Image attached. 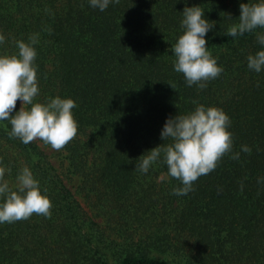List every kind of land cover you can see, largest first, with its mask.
<instances>
[{
  "label": "trees",
  "instance_id": "16d2710c",
  "mask_svg": "<svg viewBox=\"0 0 264 264\" xmlns=\"http://www.w3.org/2000/svg\"><path fill=\"white\" fill-rule=\"evenodd\" d=\"M247 2L255 0H120L100 11L89 0H0V55L38 33L34 102L71 98L78 123L59 151L61 173L35 141L10 138V123L0 121L5 179L14 186L27 166L53 205L50 218L0 224V264H264V71L247 67L264 46L255 33L224 35ZM185 6L215 23L205 39L223 72L203 90L173 67ZM198 105L228 115L240 155L176 195L182 185L161 179L162 156L147 173L135 163L170 142L160 136L169 117ZM64 180L75 181L81 202Z\"/></svg>",
  "mask_w": 264,
  "mask_h": 264
},
{
  "label": "clouds",
  "instance_id": "9594fccd",
  "mask_svg": "<svg viewBox=\"0 0 264 264\" xmlns=\"http://www.w3.org/2000/svg\"><path fill=\"white\" fill-rule=\"evenodd\" d=\"M119 2L89 0L90 6L100 11L106 10L110 3ZM239 7L238 22L230 25L224 35L238 37L255 33L257 43L264 46V32L257 31L264 29V0L241 3ZM182 15L180 26L183 34L172 46L174 71L183 74L187 86L196 85L203 90L208 81L223 72L208 50L205 39L215 23L204 18V11L199 6H185ZM228 17L232 18L231 15ZM39 42L40 35L32 34L27 41H15L16 53L0 55V121L10 123V138L19 139L24 144L40 140L53 150L60 151L77 135L78 123L72 113L77 105L73 99L59 96L47 103L34 102L39 95L35 64L38 55L35 46ZM4 43L5 36L0 34V45ZM247 67L256 73L264 71V50L249 54ZM17 101L21 102V107L12 115ZM229 125L230 118L222 109L204 105H198L187 114L169 117L160 136L162 141L170 142L161 143L147 155L140 156L135 169L147 173L162 156L167 175L161 179L170 177L180 181L182 187L174 188L173 193L187 195L194 190V182L214 171L223 157L231 154L232 159H239L240 154L233 152ZM241 150L251 152L248 146H242ZM10 172L11 169L0 166V224L27 220L33 214L50 218L52 202L42 194L39 181L30 168L25 166L20 169L14 186H10L9 180L5 179L6 173Z\"/></svg>",
  "mask_w": 264,
  "mask_h": 264
},
{
  "label": "rangeland",
  "instance_id": "374dc122",
  "mask_svg": "<svg viewBox=\"0 0 264 264\" xmlns=\"http://www.w3.org/2000/svg\"><path fill=\"white\" fill-rule=\"evenodd\" d=\"M21 107V102L19 101V109ZM30 108L29 106H27ZM36 144L39 146L40 149H42L48 156L51 164L55 167V169L58 172L63 173V166L61 164V155L59 151L53 150L49 145H45L42 141L40 140H35ZM65 184L67 187L75 194V197L81 202V199L78 197V194L75 193L74 186H75V181H66L64 180Z\"/></svg>",
  "mask_w": 264,
  "mask_h": 264
}]
</instances>
